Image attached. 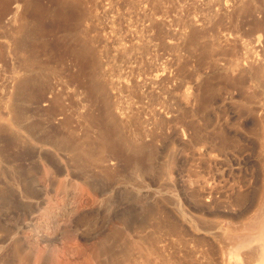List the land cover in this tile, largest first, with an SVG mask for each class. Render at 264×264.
Listing matches in <instances>:
<instances>
[{
  "label": "rangeland",
  "instance_id": "obj_1",
  "mask_svg": "<svg viewBox=\"0 0 264 264\" xmlns=\"http://www.w3.org/2000/svg\"><path fill=\"white\" fill-rule=\"evenodd\" d=\"M0 264H264V0H0Z\"/></svg>",
  "mask_w": 264,
  "mask_h": 264
}]
</instances>
